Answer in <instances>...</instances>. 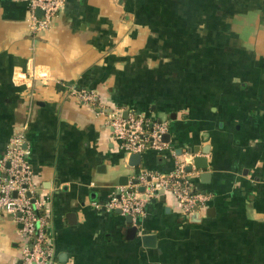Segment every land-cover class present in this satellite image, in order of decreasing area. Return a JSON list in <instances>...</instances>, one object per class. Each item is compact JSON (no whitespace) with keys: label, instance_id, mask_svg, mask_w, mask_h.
<instances>
[{"label":"crops","instance_id":"1","mask_svg":"<svg viewBox=\"0 0 264 264\" xmlns=\"http://www.w3.org/2000/svg\"><path fill=\"white\" fill-rule=\"evenodd\" d=\"M28 15L26 0H0V158L25 124L49 264H264V0H63L41 32ZM101 103L165 121V147L130 166ZM182 161L207 196L191 214L171 192L137 221L104 207ZM19 228L0 216V264H21Z\"/></svg>","mask_w":264,"mask_h":264},{"label":"built area","instance_id":"2","mask_svg":"<svg viewBox=\"0 0 264 264\" xmlns=\"http://www.w3.org/2000/svg\"><path fill=\"white\" fill-rule=\"evenodd\" d=\"M29 8V28L33 32L49 29L53 18L62 6L63 0H26ZM36 9L42 13L36 14ZM70 96L82 103L94 104L92 91L72 88ZM102 102V101H101ZM123 107L101 103L98 110L109 127L113 140L128 156L143 153L148 149L161 150L166 143L163 135L168 131L165 121L156 122L135 114L132 110L123 116ZM26 148V125L13 133L0 158V216L10 214L19 223V235L24 240L21 264H49L50 249L48 239L49 221L44 209L47 198L41 197L32 182V168ZM185 161L179 162L168 174H152L141 171L137 183H129L117 188L104 207L107 210H120L133 221L145 214L146 200L157 192H171L181 211L189 215L205 203L207 196L194 192L187 179ZM138 185L144 187L140 197ZM99 206V205H98Z\"/></svg>","mask_w":264,"mask_h":264},{"label":"water","instance_id":"3","mask_svg":"<svg viewBox=\"0 0 264 264\" xmlns=\"http://www.w3.org/2000/svg\"><path fill=\"white\" fill-rule=\"evenodd\" d=\"M41 13H42V11L40 9H36L37 15H40ZM168 136H169V134L166 133L163 135V138L165 139ZM195 151H197V150L195 149ZM204 153H205V151H204ZM140 162H141V154L140 153H132L129 155L128 164L130 166L136 167L140 164ZM193 164L197 167H205L206 166V159L204 157L196 156L193 158ZM191 168H192V165L186 166V170H188V171L191 170ZM135 182H137V180ZM139 191L144 192V187L143 186L139 187ZM118 211H120V210H118ZM128 219H130L129 215H128ZM131 230L133 231V235H134L136 227L135 226L131 227ZM143 239L151 241V240H153V237L152 236H144Z\"/></svg>","mask_w":264,"mask_h":264},{"label":"trees","instance_id":"4","mask_svg":"<svg viewBox=\"0 0 264 264\" xmlns=\"http://www.w3.org/2000/svg\"><path fill=\"white\" fill-rule=\"evenodd\" d=\"M195 192V191H194Z\"/></svg>","mask_w":264,"mask_h":264}]
</instances>
